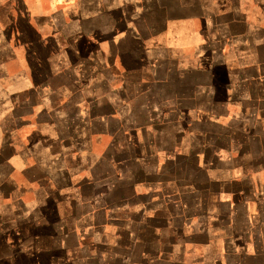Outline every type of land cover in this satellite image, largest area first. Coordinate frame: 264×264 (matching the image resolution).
<instances>
[{
  "label": "crops",
  "instance_id": "0c3cea01",
  "mask_svg": "<svg viewBox=\"0 0 264 264\" xmlns=\"http://www.w3.org/2000/svg\"><path fill=\"white\" fill-rule=\"evenodd\" d=\"M112 1L0 0V193H14V179L30 162L18 147L26 126H53L55 158L76 155L75 164L83 142L108 134L115 137L111 147L123 148L104 155L111 174L93 171L88 179L91 190L103 187L106 194L92 203L80 187L72 196L49 264H264V0H220L218 12L209 11L208 0H138L133 34L142 39L145 63L134 92L127 71L116 100L107 94L112 74L100 80L98 94H83L90 66L88 75L69 73L73 66L61 63L51 73L42 62L40 73L30 69L32 48L49 29L70 30L93 45L108 34L110 54L101 69H112ZM193 22L206 25L198 50L212 51L214 60L181 70L156 39ZM214 68L226 72L222 96L215 93ZM63 76L75 77L68 97L66 86L55 83ZM132 98L138 113L128 108ZM51 166L35 178L63 199L74 169ZM23 212L32 218L28 208ZM112 225L115 240L103 231ZM5 227L0 223V243ZM219 242V250H205Z\"/></svg>",
  "mask_w": 264,
  "mask_h": 264
},
{
  "label": "rangeland",
  "instance_id": "374dc122",
  "mask_svg": "<svg viewBox=\"0 0 264 264\" xmlns=\"http://www.w3.org/2000/svg\"><path fill=\"white\" fill-rule=\"evenodd\" d=\"M138 0H113V33L112 41L113 47L116 51H113V67L112 69L104 70L101 67L107 61L109 51V37L104 34H99L96 37V44L93 45L89 41L84 40L79 35H68L70 30H67V34L64 29H49L48 34L44 35V41L41 44H34L32 48V54L29 57L31 62L32 71L40 73V64L47 67L49 72L59 70V65H72L73 68L69 73H88L89 76L84 79L83 82V94L87 97L99 93L102 89L99 83L103 77L108 74H112V85L107 87V94L110 98L116 100L121 96V90L124 86V76L127 71L130 74V82L127 85L129 91L134 92L136 88L135 78H137V72L143 70L142 67L145 60L140 56L139 49L142 45V39L139 35L133 34V29L137 28L134 14H136ZM174 1V0H171ZM209 11L218 12L221 11L220 0H208ZM99 25V23H98ZM173 26V25H172ZM73 29V28H72ZM73 31V30H72ZM172 31V32H171ZM206 25L200 22L188 23L185 25L177 24L173 30L168 33L162 34L156 39V42L161 44L164 48H169V54L171 57L177 59L179 68L199 69L206 66H211L214 60L212 51L198 50L201 42L206 39ZM66 35V36H65ZM40 41V40H39ZM149 46H152L150 43ZM24 54V53H23ZM27 53H25L26 55ZM27 58V57H26ZM23 60V58H22ZM96 60V66L92 63ZM69 69V68H68ZM101 69V70H100ZM126 72V73H125ZM87 74V75H88ZM214 84L215 93L218 96L224 94V83L226 72L221 68H214ZM75 77H61L55 80V83L65 85L63 89L64 94L68 97V93L74 91L75 85L73 81ZM96 85V86H95ZM23 85H18V90H23ZM97 87V88H96ZM20 88V89H19ZM126 90V89H125ZM126 92H128L126 90ZM168 92V91H167ZM57 102V100H55ZM119 103V100L117 101ZM84 108L89 109L90 105L87 102L82 103ZM70 106H76L75 103ZM68 108V111H72V108ZM135 113L141 110L138 106L137 98L130 100L129 109H132ZM85 110L84 114L87 113ZM26 126L20 141L19 148L27 149L29 163L22 169L16 176V188L12 194L0 193V223L6 222V227L3 232L0 243V252L4 253L0 258V264H49L53 258L51 250V240L56 234L57 226H62V217L65 214V218H68L72 213L71 199L78 192L81 187L83 194L86 198H89L92 203L103 200L106 189L103 187H97L92 190L89 188L88 179L93 176V171L98 174L105 173L111 174L110 167L108 165H102L104 155L106 152H110L111 149L121 152L123 147L112 146L114 136L103 134L97 135L96 139L83 142V146L79 149L80 160L78 164H75L76 155H65L64 157L55 158V153L52 151L51 142L56 139L58 133L53 126L48 129L40 130L34 126ZM66 134H68L66 132ZM132 136L136 140H142L144 134L141 132L133 133ZM118 142V141H115ZM82 145V144H81ZM180 153L184 152L183 148H179ZM137 153L140 152L137 149ZM42 162V163H41ZM55 164H65L74 169L69 183L72 189L66 190V194L63 199L57 198L52 192L51 187L46 188L42 185L36 177L43 167H52ZM78 171V172H76ZM118 176L121 177L119 171ZM150 188V187H148ZM159 188V186H158ZM140 191H144L145 186L140 185ZM64 202V203H63ZM28 208L32 213V218H29V214L23 212V208ZM82 208L77 207L75 210L80 211ZM123 213V212H121ZM167 213V211H166ZM26 215V216H25ZM32 215V214H31ZM92 217L88 220L90 221ZM67 221V220H66ZM104 232L111 234V239H116L117 228L115 225L110 227H104ZM32 239V241H30ZM27 240V242H26ZM111 240V241H112ZM220 243V242H219ZM214 249L207 248L206 251L219 250L222 244H217ZM194 250V251H193ZM193 254L200 253L197 246L192 249ZM70 256H72L70 254ZM211 257V254H209Z\"/></svg>",
  "mask_w": 264,
  "mask_h": 264
}]
</instances>
